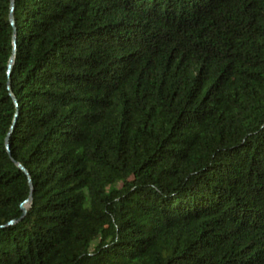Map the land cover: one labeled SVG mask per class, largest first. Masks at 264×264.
I'll list each match as a JSON object with an SVG mask.
<instances>
[{
	"label": "trees",
	"instance_id": "obj_1",
	"mask_svg": "<svg viewBox=\"0 0 264 264\" xmlns=\"http://www.w3.org/2000/svg\"><path fill=\"white\" fill-rule=\"evenodd\" d=\"M9 7L0 264H264V0Z\"/></svg>",
	"mask_w": 264,
	"mask_h": 264
},
{
	"label": "water",
	"instance_id": "obj_2",
	"mask_svg": "<svg viewBox=\"0 0 264 264\" xmlns=\"http://www.w3.org/2000/svg\"><path fill=\"white\" fill-rule=\"evenodd\" d=\"M9 2H10V7H9V14H8V18H9V22L12 24L13 23V20H12V15H11V10H12V0H9ZM13 39H12V42H13V44H15V35H14V33H13ZM12 59H13V54L12 55H10V57L8 58V61H7V64H6V73L8 74L9 73V71H10V67H11V63H12ZM14 100V103L16 104V100L15 99H13ZM5 140H6V137H5ZM5 146H6V148H8V143L7 142H5ZM14 163L27 175V177H28V173H27V171L24 169V167L18 162V161H15L14 160ZM28 179V183H29V185H30V181H29V177L27 178ZM29 198H30V194L28 195V198H27V201L29 200ZM20 208L22 209V213L21 214H23V212H24V209H25V206H24V204H20Z\"/></svg>",
	"mask_w": 264,
	"mask_h": 264
}]
</instances>
